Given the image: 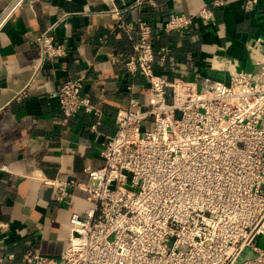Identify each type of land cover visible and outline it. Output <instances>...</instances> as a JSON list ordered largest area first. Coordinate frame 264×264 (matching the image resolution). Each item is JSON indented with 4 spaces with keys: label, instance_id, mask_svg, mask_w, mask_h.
Masks as SVG:
<instances>
[{
    "label": "built area",
    "instance_id": "1",
    "mask_svg": "<svg viewBox=\"0 0 264 264\" xmlns=\"http://www.w3.org/2000/svg\"><path fill=\"white\" fill-rule=\"evenodd\" d=\"M31 1L10 0L0 11V30ZM257 4L243 0L242 9L253 12ZM221 5L212 0L195 16L170 13L158 26L144 18L124 26L134 33L124 65L144 77L147 108L131 98L128 109L115 110L113 132L98 144L103 164L86 168L89 183L43 180L56 186L57 201L80 186L91 203L70 216L65 250L57 257L0 252V264H235L245 248L253 256L238 264H264V44L247 43L251 68L235 59L219 67L227 80H187L154 65L172 59L169 48L154 50L161 36L191 35L195 21L212 20ZM55 25L35 37L42 63L67 54ZM82 83L80 77L57 88L61 122L93 115L97 135L100 111Z\"/></svg>",
    "mask_w": 264,
    "mask_h": 264
},
{
    "label": "crops",
    "instance_id": "2",
    "mask_svg": "<svg viewBox=\"0 0 264 264\" xmlns=\"http://www.w3.org/2000/svg\"><path fill=\"white\" fill-rule=\"evenodd\" d=\"M9 1L0 0V11ZM135 1L32 0L0 30L1 253L18 258L29 249L50 257L63 252L70 216L91 205L80 186L89 183L86 168L103 164L98 144L112 134L115 110L128 109L131 98L138 100L139 108H147L144 77L124 65L134 40L133 31L124 26H132L137 18L158 26L170 13L195 16L212 0H143L140 5ZM221 1L213 8L212 20L195 21L191 35H165L155 42V52L167 47L172 57L155 60L159 73L174 72L187 80H227L219 67L229 59L237 60L240 68H251L246 45L256 40L264 44V0H258L253 12L242 9L243 0ZM52 24L67 54L42 63L35 37ZM80 77L83 92L100 111L97 135L90 129L93 115L61 122L56 90ZM43 180H74L80 186L70 187L62 202L55 199L56 186ZM243 252L249 254L246 258L253 256L249 248Z\"/></svg>",
    "mask_w": 264,
    "mask_h": 264
},
{
    "label": "rangeland",
    "instance_id": "3",
    "mask_svg": "<svg viewBox=\"0 0 264 264\" xmlns=\"http://www.w3.org/2000/svg\"><path fill=\"white\" fill-rule=\"evenodd\" d=\"M248 256H249V254L247 252H243V254L239 257V260L244 259Z\"/></svg>",
    "mask_w": 264,
    "mask_h": 264
}]
</instances>
